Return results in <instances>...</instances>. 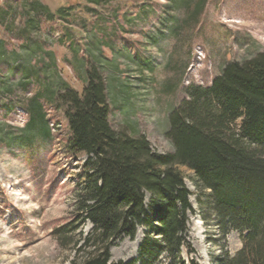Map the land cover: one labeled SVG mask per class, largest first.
Segmentation results:
<instances>
[{"label":"rangeland","instance_id":"374dc122","mask_svg":"<svg viewBox=\"0 0 264 264\" xmlns=\"http://www.w3.org/2000/svg\"><path fill=\"white\" fill-rule=\"evenodd\" d=\"M9 3L20 0H0V10ZM173 3L106 0L88 14L81 0H44L54 13L81 6L72 23L44 22L28 38L16 33L22 17L13 32L0 24L5 51L0 61V264H71L77 257L72 242L81 244L93 229L78 217L80 176L88 158L68 151V121L48 91L61 82L82 92L85 70L97 66L113 128L146 137L155 152L166 155L174 151L167 137L169 118L185 99L184 90L210 87L226 64L264 51V0H210L198 20L188 17L194 4L188 10ZM36 106L43 121L34 117ZM178 170L195 211L181 259L220 264L242 249L241 237L225 235L214 219H203L211 193L200 190L192 170ZM64 228L72 231L68 245L56 236ZM149 235L140 228L134 240H118L110 250L112 264H141ZM151 264L175 261L164 254Z\"/></svg>","mask_w":264,"mask_h":264},{"label":"trees","instance_id":"16d2710c","mask_svg":"<svg viewBox=\"0 0 264 264\" xmlns=\"http://www.w3.org/2000/svg\"><path fill=\"white\" fill-rule=\"evenodd\" d=\"M81 1L88 14L106 2ZM209 1L174 0L173 5L190 10L194 4L188 17L198 20ZM80 6L54 13L44 0H20L0 10V24L13 32L22 17L16 33L28 38L44 22L72 23ZM4 54L0 40V61ZM184 92L169 118L167 137L174 151L161 155L146 137L113 128L106 83L97 66L85 70L82 92L61 82L48 91L64 109L68 151L88 158L80 176L78 217L93 229L81 244L72 242L77 257L71 264H112V246L122 238L134 240L140 228L152 234L142 245L141 264L164 254L185 264L182 249L195 211L178 167L192 170L200 190L211 193L203 219H214L225 235L237 232L241 237L242 249L220 264H264V51L226 64L210 87L192 85ZM42 115L36 106L34 117L43 121ZM71 233L64 228L56 236L68 245Z\"/></svg>","mask_w":264,"mask_h":264},{"label":"bare ground","instance_id":"6f19581e","mask_svg":"<svg viewBox=\"0 0 264 264\" xmlns=\"http://www.w3.org/2000/svg\"><path fill=\"white\" fill-rule=\"evenodd\" d=\"M139 239H140V237H139Z\"/></svg>","mask_w":264,"mask_h":264}]
</instances>
